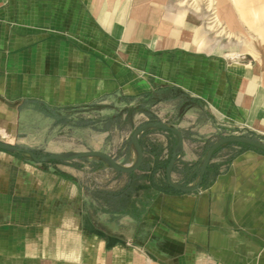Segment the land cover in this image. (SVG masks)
<instances>
[{
	"label": "crops",
	"instance_id": "1",
	"mask_svg": "<svg viewBox=\"0 0 264 264\" xmlns=\"http://www.w3.org/2000/svg\"><path fill=\"white\" fill-rule=\"evenodd\" d=\"M233 1L217 0L228 30L258 32L262 42L229 58L207 50L193 19L165 12L160 0H0V129L10 133L2 141L15 143L25 104L78 108L153 90L209 105L210 121L193 113L176 125L185 133L178 166L199 162L217 121L264 141V24L246 23L250 0ZM172 140L149 132L143 159L153 161L148 149L157 146L165 158ZM15 158L0 150V264H264L262 151H238L197 192L156 191L138 171L141 188L121 209L103 194L122 190L126 174L104 170L98 191L79 169L19 171Z\"/></svg>",
	"mask_w": 264,
	"mask_h": 264
},
{
	"label": "rangeland",
	"instance_id": "2",
	"mask_svg": "<svg viewBox=\"0 0 264 264\" xmlns=\"http://www.w3.org/2000/svg\"><path fill=\"white\" fill-rule=\"evenodd\" d=\"M160 1V7L165 12L173 10L174 17L185 18V15L188 14L189 18L193 19L195 29L199 32L200 36L202 35L201 41L207 42L205 44L207 50L217 51L223 49L226 51L225 55L229 56V58H234L235 55L231 52L234 47L242 46L244 51L255 53L256 47H259V44L262 42L258 32L239 33L229 31V15L226 13L219 14L217 0ZM223 2L231 5L235 1L223 0ZM248 3L255 9H252L251 16H248L249 21L246 23L253 24L250 20H255V25L264 24V0H250ZM228 13L232 14V12ZM231 19H233L232 15ZM147 94V96H143L144 93L139 96L134 95L138 97L133 101H128L126 97L129 95L118 93L107 96L88 106L59 110L47 107L44 109L37 104H25L22 107L23 111L20 119V123L23 125L14 131L11 139L15 143L11 144V146L22 150H30L37 157L99 151L110 155L119 165L130 167L136 161V151L131 143L132 134L142 125L149 123L144 111L155 116L157 118L156 122L159 121L173 127H176L183 119L185 120L186 115L187 117H193V113L199 114L198 122L210 121L211 116L207 112L209 105H204L203 110L199 107V103L196 104L180 92L171 90L154 92L153 90ZM43 110L57 116L56 121L51 118L49 120L46 119L48 116L43 114ZM203 112H206L209 117L207 118V115ZM115 115H121V121L116 125L113 121L108 120V118L110 119ZM85 121L91 123L90 128L79 127ZM217 122L221 124L217 133L222 132V136L224 135L222 138L232 134L234 137H239L238 135L244 133L237 130L236 133L238 134L236 136L234 135L235 133H232L234 130L231 125L221 123L220 121ZM105 128L106 130L102 131ZM149 131L139 136V143ZM157 132L162 131L157 130ZM9 134L8 130L0 129V143L6 144L2 139L6 138ZM150 138L154 139V137ZM211 138H214V142L222 139L216 137V135ZM226 145L216 150L218 152L215 159H213V163L219 166V168L227 160H230L233 152L237 149L232 146L226 147ZM126 148H129L131 157L128 162L122 163L117 160V157L118 155H126ZM1 152L7 155H15V167L19 171L41 169L50 173H60L68 172V169H79L83 172V177H81L83 185L86 188H93L98 191V186L104 187L107 182L106 180H108L106 171L104 170L116 172L107 165H105V168L98 169L95 163V160H99L97 158H86V161L75 160L68 163L48 162L37 164L24 152L5 150H1ZM70 175L78 178L77 171L75 173L73 171Z\"/></svg>",
	"mask_w": 264,
	"mask_h": 264
},
{
	"label": "trees",
	"instance_id": "3",
	"mask_svg": "<svg viewBox=\"0 0 264 264\" xmlns=\"http://www.w3.org/2000/svg\"><path fill=\"white\" fill-rule=\"evenodd\" d=\"M147 95H148L147 93L146 94L144 93L143 96H147ZM138 96H130V97L128 96V97H126V99L128 101H133ZM192 101L195 102L196 104L199 103L198 101H195V100H192ZM199 107L204 110L203 104L199 103ZM205 111H206V109H205ZM42 112H43V114L47 115L48 117H50L54 121H56L57 116H55L54 114H51L45 110H43ZM144 113L148 119V122H156L157 121V118L155 116H153L151 113H149L147 111H144ZM203 113L205 115H207V118L209 117L206 112H203ZM108 120L113 121L115 123V125L119 124V122L121 121V115L112 116L110 119L108 118ZM90 124L91 123H89L88 121H85V122H83V124H80V125L83 127H88V126H90ZM105 130H106V128L103 129L102 131H105ZM153 131H157V130H150L149 132H153ZM160 131L165 132L167 135H169L173 139L171 145H169L167 147L166 157L160 159L161 153L163 151V149L161 147L157 146V147L149 148L148 153L151 155L153 161L143 159L138 170H136L132 173L126 174L129 181L127 182L126 186L122 190H120L118 192H104V194L101 192V194H103V198L108 199V201L113 204V208L121 209L123 203L127 202L128 199L131 197V195L136 190H138V188H141V186H137V175H136V173L138 171H143L144 174L146 173L144 175V177H141V178L142 179L145 178L147 180L148 187H151L152 189H154L156 191L178 192V191H175L174 189H172L171 187H169L167 185L166 177H165L166 168H167L169 161H170V158H171L172 148L176 143V137L168 131H164V130H160ZM149 132H147V133H149ZM232 133H235L234 135H236V136L238 134V133H236V131H233ZM181 134L184 138L185 133L181 132ZM232 135H230V136H232ZM223 136H222V132H218L216 134V137H218V138H222ZM238 136L243 137V138H247V139H251L254 141H261L264 143V141H262V139L260 137H257L255 135L249 133V132H244L243 134L238 135ZM213 143H214V138H210V139L205 141L202 152H201V157H200L199 162L197 164L189 165V164L182 163L181 166H178V161L176 162V164L174 165V168L172 170V173L178 174L179 179L174 184H176L178 186L185 187V186H189L190 184L196 183V181L198 179L199 172H200L201 164L203 162V158H204L205 154L207 153V151L209 150V148L213 145ZM140 145L142 148L143 147L142 141L140 142ZM227 146L228 147L232 146L234 148H237L236 151L233 152L232 156L238 152L237 150H239V151L243 150V149L256 150L254 148H251V147H249L247 145H243V144L231 143V144L226 145V147ZM257 151H259V150H257ZM217 152L218 151H216L213 154L211 160L215 159ZM232 156H231V158H232ZM79 160L80 161H86L85 159H79ZM95 163L97 164L98 169L106 167L102 161L95 160ZM219 171H220L219 166H217L213 162L210 163L207 167L206 172H205V175L203 178V183H202L201 187L206 185L217 174H219ZM117 173L121 174L120 172H117ZM172 173H171V175H172Z\"/></svg>",
	"mask_w": 264,
	"mask_h": 264
},
{
	"label": "water",
	"instance_id": "4",
	"mask_svg": "<svg viewBox=\"0 0 264 264\" xmlns=\"http://www.w3.org/2000/svg\"><path fill=\"white\" fill-rule=\"evenodd\" d=\"M151 129L168 131L176 137V143L172 148L171 158L166 168L165 177H166L167 185L178 192L189 193V192H197L200 190V187L203 183L205 172L207 170L208 165L211 162L213 154L218 148H220L223 145L231 144V143L243 144L251 148H254L256 150L264 152V143L261 141H254L251 139H247L243 137H234V136L224 137L218 140L217 142H214L213 145L209 148V150L205 154L196 183L191 186L182 187L172 182L171 173L174 168V165L178 161V158L181 156L183 151V136L180 130L177 129L176 127L169 126L159 121L146 123L141 127H139L137 130H135V132L132 134L131 143L136 151V161L130 167H123L119 165L110 155L99 151H87V152L72 153V154H57V155L37 157L30 150H22L15 146H11L4 143H0V150L11 151V152L12 151L24 152L31 158L33 162L37 164L48 163V162L68 163L79 159L97 158L100 161H102L105 165L110 167L112 170L123 174H129L138 170L143 160V150L139 143V136Z\"/></svg>",
	"mask_w": 264,
	"mask_h": 264
}]
</instances>
